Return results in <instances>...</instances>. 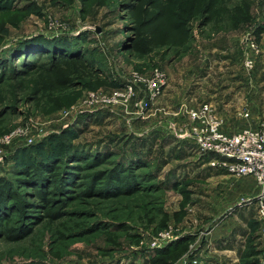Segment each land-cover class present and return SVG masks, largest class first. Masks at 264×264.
I'll list each match as a JSON object with an SVG mask.
<instances>
[{
  "label": "rangeland",
  "instance_id": "1",
  "mask_svg": "<svg viewBox=\"0 0 264 264\" xmlns=\"http://www.w3.org/2000/svg\"><path fill=\"white\" fill-rule=\"evenodd\" d=\"M225 59L256 98L264 0H0V264H264L261 186L188 133Z\"/></svg>",
  "mask_w": 264,
  "mask_h": 264
},
{
  "label": "built area",
  "instance_id": "2",
  "mask_svg": "<svg viewBox=\"0 0 264 264\" xmlns=\"http://www.w3.org/2000/svg\"><path fill=\"white\" fill-rule=\"evenodd\" d=\"M257 43L253 39L249 40L252 49H258ZM245 64L248 67L254 66L253 58L247 57ZM130 92L131 90L126 93ZM159 92L160 87L154 86L151 97L157 96ZM119 94L122 92L112 94L110 99L116 98ZM243 114L250 115L249 111H244ZM189 116L194 119L188 130L189 135H192L202 148L232 157L229 169L234 174L253 175L261 186L264 198V122L256 127H243L234 132H226L222 128V118L215 107L207 102L189 109ZM20 130V128H15L5 134L3 141L9 142L14 136L21 133Z\"/></svg>",
  "mask_w": 264,
  "mask_h": 264
},
{
  "label": "crops",
  "instance_id": "3",
  "mask_svg": "<svg viewBox=\"0 0 264 264\" xmlns=\"http://www.w3.org/2000/svg\"><path fill=\"white\" fill-rule=\"evenodd\" d=\"M219 63H220V67H222L223 70H227L226 74L228 77H230L228 71L231 72V74L233 75L232 77H230V79H226L225 77H222L223 80H221V83L222 84L224 82H228V83L224 84L225 87L223 88V90L214 93V95H222L223 97V99L221 100L220 109L224 110L222 111L221 114L225 122L224 127L226 128L227 131L233 132L236 131L237 126L238 127L240 125L250 126L257 124L259 120H261V118L264 119V79L261 82V87H259L256 92V98L252 99V96H250L252 94L250 92V87L248 85L247 86L245 85L247 84V82H245L246 81L245 78L247 75L242 74L241 76H238L236 73H234L231 70L234 69V65L233 63L230 62L229 59H225L223 61H220ZM254 91L255 90H253V93ZM243 108L244 109L251 108L253 111H256L257 108L258 112L252 113L251 110L250 111L252 114L251 119L243 118L240 120L237 113L238 111L240 112V110H242ZM231 120H233L234 122L231 123L232 122ZM236 124L237 126L234 127ZM250 183L244 184L243 186L245 188H250L249 186L252 187ZM253 183L254 182H252L251 184ZM252 188H254V186Z\"/></svg>",
  "mask_w": 264,
  "mask_h": 264
},
{
  "label": "trees",
  "instance_id": "4",
  "mask_svg": "<svg viewBox=\"0 0 264 264\" xmlns=\"http://www.w3.org/2000/svg\"><path fill=\"white\" fill-rule=\"evenodd\" d=\"M43 167H45L43 164H41V166H40V168H43ZM47 168V167H46ZM118 175V174H117ZM115 177V176H114ZM117 177H119V176H117ZM5 181V180H4ZM0 191L1 192H9L10 191V187L7 185V182H2L1 184H0ZM37 195H39V196H41L42 198H44V199H47L46 198V195L47 194H45L44 193V191L43 192H41V190L39 191H37ZM8 232H9V234H8V236L10 237V238H14L15 239V237H16V234L13 232V229L12 228H9L8 230H7ZM21 235V234H20Z\"/></svg>",
  "mask_w": 264,
  "mask_h": 264
}]
</instances>
